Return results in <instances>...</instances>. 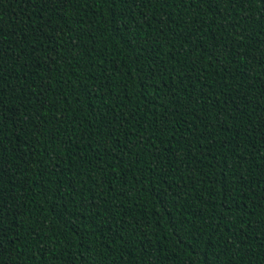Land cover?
<instances>
[{
	"label": "trees",
	"instance_id": "1",
	"mask_svg": "<svg viewBox=\"0 0 264 264\" xmlns=\"http://www.w3.org/2000/svg\"><path fill=\"white\" fill-rule=\"evenodd\" d=\"M0 264H264V0H0Z\"/></svg>",
	"mask_w": 264,
	"mask_h": 264
}]
</instances>
